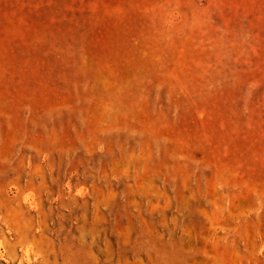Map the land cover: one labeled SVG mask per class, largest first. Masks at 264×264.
Masks as SVG:
<instances>
[{"label": "rangeland", "instance_id": "rangeland-1", "mask_svg": "<svg viewBox=\"0 0 264 264\" xmlns=\"http://www.w3.org/2000/svg\"><path fill=\"white\" fill-rule=\"evenodd\" d=\"M0 264H264V0H0Z\"/></svg>", "mask_w": 264, "mask_h": 264}]
</instances>
